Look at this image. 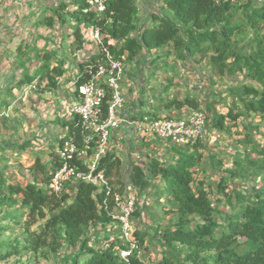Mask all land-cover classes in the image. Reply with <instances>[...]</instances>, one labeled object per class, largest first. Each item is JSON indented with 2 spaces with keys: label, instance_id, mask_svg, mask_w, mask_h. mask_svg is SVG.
Wrapping results in <instances>:
<instances>
[{
  "label": "trees",
  "instance_id": "16d2710c",
  "mask_svg": "<svg viewBox=\"0 0 264 264\" xmlns=\"http://www.w3.org/2000/svg\"><path fill=\"white\" fill-rule=\"evenodd\" d=\"M158 2V10L146 17L141 16L140 0H104L101 13L94 9L93 0L61 3L56 20L46 17L42 24L67 26L65 37L70 42L66 52L35 50L41 66L33 75L25 74L24 82L41 93L53 91L73 65V84L86 82L89 72L105 62L104 54L98 47L80 62L76 54L86 44L84 31L98 28L102 45L124 64V75L139 72L146 63L164 64L172 76L164 77L168 83L160 92H151L153 99L167 110L204 112L206 130L235 136L233 154H216L204 140L185 146L166 143L162 157L152 156L144 166L132 163L124 172L120 158L108 151L98 161L97 172L108 179L111 192L75 182L56 194L50 182L60 160L52 147L46 160L41 153L35 154L23 183L13 179L4 164L8 161L1 156L10 148H1L0 262L16 257L14 264H264V146L259 143L264 139V0ZM190 60L203 62L226 84L224 92L209 94L227 104L225 113L215 112V103L203 105L195 96L170 98L169 90L178 75L174 69ZM110 100L105 87L103 119ZM142 113L134 118L141 119ZM151 114V120L170 118ZM241 118L249 122L233 131ZM59 122L65 131L59 147L63 140L71 139L89 157L94 154L97 140L85 144L78 115ZM30 146L23 141L21 153ZM76 165L87 169L82 160ZM122 177L126 182H121ZM129 188L139 193L138 198L145 196L137 200L142 208L149 194L151 205L161 209V219L153 225L143 220L146 231L135 236L140 250L148 248V237L150 245L158 247L153 262L138 251L120 256L126 244L118 222L108 213L113 210L112 195L124 196ZM136 205L132 218H142L144 212ZM162 220L168 223L162 225Z\"/></svg>",
  "mask_w": 264,
  "mask_h": 264
},
{
  "label": "crops",
  "instance_id": "0c3cea01",
  "mask_svg": "<svg viewBox=\"0 0 264 264\" xmlns=\"http://www.w3.org/2000/svg\"><path fill=\"white\" fill-rule=\"evenodd\" d=\"M69 1L70 0H0V149L11 148L20 139H22V142L25 140V136H27L26 131H16L17 123L20 126L23 125L20 119L31 122L30 125L33 128L32 132H40L42 134V132L48 128L49 123H55L57 120L70 119L72 117L71 105L78 102V98L74 92L69 94V96H63L62 92H60L61 85H66L67 81L68 83L72 82L69 77L66 80L62 79V77L56 89L53 91L41 93L37 88L32 89L30 87L27 97L22 96L20 98L19 96L16 99H12L11 103H8L7 100H3L4 96L13 93L10 92L11 90L9 91V89L24 82L25 69L31 68V75H33L40 68L41 63L36 62L35 50H52L59 54L66 52L65 47L70 40H67L65 36H67L69 30L67 26L63 28L59 27L54 21L56 20L55 12L59 5L61 3L67 4ZM157 5H160L158 0H140L139 7L141 16L146 17L148 13L155 11L158 7ZM46 17L54 18L53 27H47L42 24V21ZM84 38L86 44L84 49L76 54L77 62L87 60L91 55L97 52V47L92 41V29L84 31ZM31 48L33 50H30ZM62 49L64 50L62 51ZM25 56H27L29 62L26 67L22 69L19 67L18 58H25ZM70 68L76 73L74 65L70 66ZM160 69H164L165 73L161 74ZM175 69L178 75L173 79V86L169 90L170 98L174 97L183 100L186 96H195L200 99L203 105L210 106L215 103V112L217 113H225L227 111V104L220 101V97H209L210 93L216 94L217 92H224L226 90V84L224 85L210 69L206 68L203 62L190 60L186 63H178ZM152 71L158 74L156 78L153 77V80L150 79V73ZM26 74L28 75V73ZM144 75L147 77V81L143 79ZM166 76L170 77L172 73H169L165 69L164 64L151 66L146 63L141 66L139 72L130 73L125 76L126 78H123L121 87H127L128 89L122 92L123 103L117 111V116L122 124L119 130L112 132V139L109 145L111 151L115 152L122 161L124 172H127L132 163L144 166L145 162L150 157H162L166 152L164 147L166 143L160 141L155 142L150 136L133 131L130 122L140 120L135 119L134 116H137L141 111L144 112L141 116H147L145 113H147L148 109L150 113L156 112L161 117L169 116L170 118H186L194 113L186 108L179 111L167 110L162 107L160 102L153 99L151 92H157L158 86L161 91L162 86L165 85L163 80H165L164 77ZM225 83L229 86L232 85L231 80L228 79H225ZM137 84L140 86L138 89L139 93L136 88L134 89V86ZM12 90L14 91L15 89ZM43 98L47 100L46 103L43 102ZM1 101L3 102L1 103ZM53 101H57L60 106L56 109L57 111L55 110L56 107H53ZM41 103H43L41 107L42 112L43 109L44 111L47 109L49 110L48 114L50 115L46 116H51V121L47 122L44 119L45 116L42 117V112L39 114L36 112V110L40 108ZM64 105L67 107L66 110ZM154 108L156 109L155 111L153 110ZM55 111L60 119L55 117ZM21 115H23V117H21ZM138 116L139 118L141 117L140 115ZM246 122H249V120H246ZM246 122L244 118L237 120L238 127H234L233 131L237 129L240 131L242 129L241 125ZM39 136L40 135H37V137ZM234 139H236L235 136L219 133L216 130L205 129L204 141L208 146L212 144L216 145V152L231 149ZM141 198L145 199V196H141ZM144 214L142 218L139 219L140 223L145 220ZM149 223L150 222H148V224ZM163 223L167 224L168 221L164 222L162 220V225ZM139 226L140 227L133 223L134 237L144 234L146 231L144 225L141 224ZM150 244L152 243H150V238L148 237L145 241V245L148 246V249L150 248ZM154 248L156 249L158 247L155 246ZM149 255H151L150 250ZM149 258L150 256L144 259L150 260ZM154 258L155 256L153 255V260Z\"/></svg>",
  "mask_w": 264,
  "mask_h": 264
},
{
  "label": "built area",
  "instance_id": "2783aa9c",
  "mask_svg": "<svg viewBox=\"0 0 264 264\" xmlns=\"http://www.w3.org/2000/svg\"><path fill=\"white\" fill-rule=\"evenodd\" d=\"M93 6L98 13L105 10L104 0H93ZM92 41L104 54L105 62L99 63L89 72L86 82L75 86L73 92L78 102L71 107V116L78 115L85 144H89L96 138V150L89 157L88 151L79 149L73 140L62 141L56 151L60 166L53 173L50 182V188L56 194L63 192L68 183L75 182H85L111 192L108 179L101 172H97V163L108 151H111L110 130L115 131L121 128L122 122L117 116V111L123 103L121 86L124 78V64L114 59L102 45L98 28L92 29ZM105 87L110 92L111 100L106 118L103 119L101 104L105 96ZM31 88L35 89V86ZM206 117L204 112H194L186 118L156 120L144 116L138 121L130 122V125L134 132L154 136L162 143L185 146L204 140ZM77 160H82V164L87 169H79L76 165ZM137 200V191L132 188H129L124 196L118 193L112 195L113 210L108 214L118 222L122 240L126 244V249L120 251L121 258H126L134 251L141 252L138 241L133 235L132 217Z\"/></svg>",
  "mask_w": 264,
  "mask_h": 264
},
{
  "label": "rangeland",
  "instance_id": "374dc122",
  "mask_svg": "<svg viewBox=\"0 0 264 264\" xmlns=\"http://www.w3.org/2000/svg\"><path fill=\"white\" fill-rule=\"evenodd\" d=\"M159 4H160V2H159ZM157 6H159V5H157ZM157 10H158V7L156 8V11ZM32 48L30 50H33ZM18 61H19V65H20L19 67H21L22 69L25 68L26 65H27V63L29 62L25 58H18ZM36 62H40L41 63V60L39 61V59H37ZM170 63H172V62H170ZM156 64L158 66L161 65V63H156ZM129 69H131V67ZM160 70H161L160 71L161 74L162 73L163 74L165 73L164 72V69H160ZM174 71H176V69H174ZM24 72H25V74L28 73V75H31V68H29L27 70L25 69ZM132 73H133V71H132ZM150 75H151L150 76V79L151 80H153V77L156 78L158 76V74L156 72H154V71H152L150 73ZM73 76H74L73 69L68 68L67 71H66V73H65V75L63 76L62 79L66 80L69 77L72 82L71 83H68V81H67V84L66 85L65 84L61 85L60 92H62V95L63 96L64 95H68L69 96V94H71L73 92V90L75 89V85L73 84V81H74V79H73L74 77ZM125 76H127V75H124V78H126ZM143 79H145L147 81V77L145 75L143 76ZM163 83L166 84V83H168V81L163 80ZM17 86H15L14 88L9 89V91L11 90L10 92H13V93H10V95H8V96H4L3 97V100H7L8 103H11L12 102V99H16L19 96H20V98L22 96L23 97H27L29 95L28 90H29V88L31 86L28 84V82H23L22 84H19ZM139 87L140 86L138 84L134 86V89L136 88L138 93H139V90H138ZM12 89H15V90L13 91ZM127 89H128L127 87H123L122 88V92L123 91L125 92V90H127ZM159 90H160V87L158 86L157 87V91H159ZM15 91H17V92H15ZM155 94L157 95L156 92H155ZM140 95H141V93H140ZM43 99H44L43 102L46 103L47 100H45V98H43ZM2 102L3 101H1V103ZM72 102H71V104H72ZM53 104H54L53 107H56L55 110L60 107L58 105V102L57 101H55V102L53 101ZM42 105H43V103H41L40 104V108H38L36 110V112L38 114L40 112H42V110H41ZM48 105H49V103H48ZM73 105H74V103L71 105V107ZM64 106H65L64 108L66 110L67 107H66V105H64ZM153 110L155 111L156 109L154 108ZM48 113H49V110L48 109L45 110V111L43 109L42 117L45 116L44 119L47 122L52 120L51 116H46V115H50ZM146 115H147L146 117L152 116V114L150 113V110L149 109L147 110V114ZM21 117H23V115H21ZM55 117L60 119V117H58L57 112H56V116ZM20 121L22 122L23 125L20 126L17 123V129H16V131L21 132L22 130H25L26 133H27V136H25V140H23V141H29L31 143V146L29 148H26L25 149L26 150L25 153H21L23 148H20V145L22 144V139H20L16 144H14V147L12 149L10 148L8 151H6L7 152L6 154H3L1 156H2V158L6 159L8 161V163L5 162L4 164H6V165L9 166V173H12L13 174V175L11 174L13 176V179L15 181H17V182L23 183L24 181H26L28 179L27 168L29 166H31V164L33 163L35 154L41 153V156L43 157V159L46 160L48 158L47 157V154H48L49 146L52 147V150L57 151L58 148H59V144H60V139H61L60 137H63L64 136L65 131H63L64 129L61 128L60 122L58 120L55 123H49L48 128L45 129L42 132V134L40 132L39 133L32 132L33 128L30 125L31 122H29L28 120H21L20 119ZM110 132L112 134L113 131L110 130ZM58 134H59V136H58ZM37 135H40V136L37 137ZM150 137H151L152 140L154 139L155 142H159L158 140H156V138L154 136H150ZM111 139H112V137H111ZM259 143L264 146V139H261L260 138L259 139ZM216 148H217L216 145H213V144L211 146L209 145V149L211 151H214L216 154H219L222 151L225 152V153H227L226 156H230V155L233 154V151H231V149H228L227 148L228 150H221L219 152H216ZM2 149H4V148H2ZM225 161L228 162V158H225ZM124 179L125 178L122 177L121 178V182H126ZM148 196H149V194H147V198H148ZM140 198H141V194L139 195L138 200ZM147 198H146V200L144 202V208L145 209L142 208V206L140 205L139 201H137V203H136L137 205L136 206L137 207H140V210H143V212L146 214V215H144V218L146 219L147 222H151V224L153 225L155 223L156 219H158V220L161 219V217H160V211H161V209L158 208V206L156 204L151 205L152 203H150L149 202V199H147ZM139 219H141V217H138V216H134V218H132V222L134 224H136L138 227H140L139 225H141V223L139 222ZM152 221H153V223H152ZM152 225H150V229L153 228ZM115 228L111 227L112 231L113 230L117 231ZM117 229H119L118 228V225H117ZM117 232H119V231H117ZM141 247H143V246H141ZM153 247H154L153 245H150V248L149 249L147 247L141 248L140 255L142 257H146V258H148V256H150L149 262H153L152 261L153 260V255L155 257H157V253L156 252L158 251L157 250L158 248L155 250V248L153 249ZM147 250H148V252H147ZM149 250H150V254L151 255H149ZM25 259H26V257H22V260L23 261ZM17 260H18V258L12 257V258H10V259H8L6 261L0 262V264H14ZM38 264H51V263H48V262H40Z\"/></svg>",
  "mask_w": 264,
  "mask_h": 264
}]
</instances>
